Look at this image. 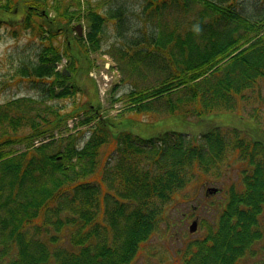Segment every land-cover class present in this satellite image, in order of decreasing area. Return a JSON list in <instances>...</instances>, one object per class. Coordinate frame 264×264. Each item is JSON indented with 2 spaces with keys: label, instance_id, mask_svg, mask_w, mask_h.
I'll return each instance as SVG.
<instances>
[{
  "label": "trees",
  "instance_id": "obj_1",
  "mask_svg": "<svg viewBox=\"0 0 264 264\" xmlns=\"http://www.w3.org/2000/svg\"><path fill=\"white\" fill-rule=\"evenodd\" d=\"M103 1V6L110 2ZM222 2L147 0L157 24L173 19L157 32L158 47L179 49L184 68L150 92L131 91L128 110L198 116L234 112L247 99L241 93L256 90L264 79V17L252 21L240 1ZM195 4L203 9L192 26L188 16ZM52 5L50 0H0V12L23 15L20 27L41 37L42 25L36 23L48 18ZM174 6L181 8L180 16L174 15ZM55 11L69 22L79 15L67 6ZM85 16L91 20L88 54L101 47L105 19L93 9ZM61 60L60 50L49 45L38 64L19 74L48 99L23 97L0 104V264H134L156 233L165 206L197 177L220 175L232 154L247 165L241 190L229 189L219 224L207 225L206 236L187 243L173 264H240L252 253L264 240V129L258 128L262 133L252 138L237 128L227 133L214 128L199 141L181 132L145 138L123 131L122 142L109 143L116 123L100 119L94 108L77 124L97 120L81 143L67 124L73 112L63 114L51 104L75 93L68 75L56 71ZM40 102L55 115L53 120L36 112L44 105ZM37 117L46 123L39 124ZM26 126L29 132L19 131ZM45 137L48 142L36 145ZM16 145L24 149L16 151ZM104 146L111 147L108 155L118 152L117 158L111 156L113 165L99 166Z\"/></svg>",
  "mask_w": 264,
  "mask_h": 264
},
{
  "label": "rangeland",
  "instance_id": "obj_2",
  "mask_svg": "<svg viewBox=\"0 0 264 264\" xmlns=\"http://www.w3.org/2000/svg\"><path fill=\"white\" fill-rule=\"evenodd\" d=\"M214 1L221 2L223 0ZM231 1L224 0L222 3L228 4ZM238 1L243 3L244 13L250 20L255 21L264 17V0ZM50 2L53 4V8H49L52 18L57 16L55 10L64 6L69 7L73 13L83 15L81 22L74 21L72 25L75 27L82 24L84 36L88 32V25L91 24L90 18L85 16L86 12L93 9L105 19L100 34L101 47L85 54L80 59H75L74 65H70L69 57L72 60L73 54H77L79 49L86 51L87 48L84 44H87V41L78 39L73 30L72 33L66 35L58 32V35L52 40V43L59 46L61 51L67 49L68 41H71L73 45L71 51L67 49L69 57H66L65 61L72 71L68 85L72 84L76 87L73 89L75 93L70 98L53 100L51 104L58 107L57 109L61 108L63 114L73 112L75 117L68 120L69 127L73 129V133L78 134V140L81 143H84L90 136V126L77 124L85 116H88L87 114L90 115L93 108L98 109L100 115L103 116L102 119L115 122L119 118L115 132L119 133L126 128L145 138L162 136L169 131H178L185 133L188 140L197 141L200 134L216 127L221 128L225 133L237 128L252 138H256L255 136L258 138V135L262 133L258 128L264 129V79L259 80L255 91L245 90L241 93L247 99H244L241 106L234 112L220 111L199 118L194 115L155 113L154 110L147 111V109L138 116L135 112L125 110L130 105L128 94L132 90L150 92L153 88L163 86L174 73L176 74L184 68L183 65L181 66L179 49L173 50L166 44H162L165 47H158L157 32L161 29L165 30L166 25L171 26L173 19H161L157 24V21H154L156 18L152 15L149 16L152 8H146L148 5L146 0H110L105 6H103V0H50ZM202 9V4H195L191 9L188 19L192 26L193 20L198 17L197 11ZM122 11L126 16L120 15L124 19L117 21L115 17L119 14L116 15V13ZM173 11L176 15L181 11V8L174 6ZM179 19L181 24H188V20ZM15 20L14 23L17 22L16 18ZM11 26L12 24H0V104L22 97H32L38 101L48 99L42 95L40 89L31 86L28 81L19 80V74H17L19 68L24 64L37 63L41 46L44 44L30 32L22 30L20 27L14 31ZM181 29L182 27L179 28V30ZM235 35L238 36V34ZM173 67H175L174 71ZM175 98L173 97V99ZM116 99L121 100L115 102ZM41 103L44 105H39L36 112L41 111L43 118L45 117L49 121L53 120L55 115L45 110L46 104ZM36 122L42 125L46 123L38 117ZM75 127L76 129H74ZM29 130L30 127L26 126L19 131L29 132ZM55 134L56 138L60 136L59 131H56ZM109 143L118 142H116V138L112 137ZM111 146L113 145L111 144ZM13 149L22 151L24 145L13 146ZM110 149V146H104L101 149L98 158L99 166H103L106 162H108L107 165L115 163V158L111 156L116 155L117 158L118 152L114 151L113 154L108 155ZM232 155L234 157L229 156L225 161L224 169L220 175H209L208 179L197 177L186 189L176 195L171 203L166 205L164 216L160 217L156 233L145 244L146 246L135 264H173L178 254L177 249L181 247L182 243L191 239L187 230L190 221L185 219L184 213H190L193 206L198 208L194 216L198 215L208 221L213 220L214 214H220L223 209L221 203L223 204L227 195L229 196V189L232 186H238V189L241 190L239 187L242 186V173L247 169L246 164L239 162L237 154ZM102 169L103 167L99 171ZM99 171L98 173H100ZM208 187L219 188L221 192L215 196H208L205 194ZM169 218L174 219L169 222ZM176 222H178V226L175 225ZM175 226L181 232L178 240L171 237V234L177 229ZM204 233L205 228L202 227L197 236ZM182 238L185 240L182 241ZM252 251L257 253V257H253V261L249 264H263L264 240L260 241Z\"/></svg>",
  "mask_w": 264,
  "mask_h": 264
},
{
  "label": "water",
  "instance_id": "obj_3",
  "mask_svg": "<svg viewBox=\"0 0 264 264\" xmlns=\"http://www.w3.org/2000/svg\"><path fill=\"white\" fill-rule=\"evenodd\" d=\"M210 190H213V191H215V192L217 191L216 188H214V189H210ZM197 225H198L197 221H194V222L192 223V225L190 226V231H191V232L196 231V229H197Z\"/></svg>",
  "mask_w": 264,
  "mask_h": 264
},
{
  "label": "flooded vegetation",
  "instance_id": "obj_4",
  "mask_svg": "<svg viewBox=\"0 0 264 264\" xmlns=\"http://www.w3.org/2000/svg\"><path fill=\"white\" fill-rule=\"evenodd\" d=\"M244 262H242V264H243Z\"/></svg>",
  "mask_w": 264,
  "mask_h": 264
}]
</instances>
